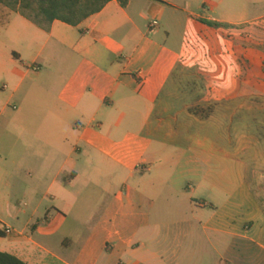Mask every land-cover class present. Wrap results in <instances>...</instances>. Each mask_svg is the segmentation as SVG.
Here are the masks:
<instances>
[{
	"label": "crops",
	"instance_id": "crops-1",
	"mask_svg": "<svg viewBox=\"0 0 264 264\" xmlns=\"http://www.w3.org/2000/svg\"><path fill=\"white\" fill-rule=\"evenodd\" d=\"M214 6L111 0L77 27L45 31L0 4L1 253L26 264H264V174L241 165L233 176L223 169L233 159L203 153L200 136L227 133L215 114L248 97L226 87L206 118L175 104L195 98L173 93L182 71L200 55V73L212 67L200 36L249 24L213 19ZM184 24L195 33L170 47ZM200 187L214 203L197 199Z\"/></svg>",
	"mask_w": 264,
	"mask_h": 264
},
{
	"label": "rangeland",
	"instance_id": "rangeland-1",
	"mask_svg": "<svg viewBox=\"0 0 264 264\" xmlns=\"http://www.w3.org/2000/svg\"><path fill=\"white\" fill-rule=\"evenodd\" d=\"M213 0L216 4L214 9L208 13L215 20L227 21L228 23L249 22V24L236 27L216 37L208 34L200 36L202 53L206 56V62H213L210 70L202 71L204 67L203 56H197V69H185L182 71L180 86L173 93L194 95V99L181 100L178 103L182 109L200 110L204 116L205 112L213 110L219 106V101L214 97L228 91L245 95L244 102L236 101L228 104V114H215L214 120L226 122L230 128L227 133L219 131L214 135L209 130H203L201 141L204 144L203 153L212 148L217 150L219 159H233L235 162L228 168L233 176L238 175L241 165L249 166L255 172L264 174V0ZM199 14L203 11L196 10ZM172 38L169 46L178 50H183L186 33L194 34L191 25L184 24L183 27H173ZM193 46L189 48L192 52ZM210 59V60H209ZM187 57L184 63H192ZM226 85V86H225ZM230 86V88L228 86ZM219 108V110H223ZM225 115V116H224ZM224 116V117H223ZM208 122L206 127H210ZM217 137L218 139H214ZM228 142L230 145L225 146ZM231 142L234 143L231 147ZM228 165H230L228 163ZM221 168V167H220ZM230 168V169H229ZM222 169V168H221ZM207 167L202 165L201 178L207 171ZM223 170L217 172L221 174ZM216 171H214L215 173ZM260 173V174H261ZM264 176V175H262ZM202 181L194 180L190 185L203 186ZM258 185L254 189L258 190ZM264 190V181L261 184ZM211 193L204 187L198 189L197 199H207L214 203ZM263 200V198H261Z\"/></svg>",
	"mask_w": 264,
	"mask_h": 264
},
{
	"label": "trees",
	"instance_id": "trees-1",
	"mask_svg": "<svg viewBox=\"0 0 264 264\" xmlns=\"http://www.w3.org/2000/svg\"><path fill=\"white\" fill-rule=\"evenodd\" d=\"M111 0H0V4L42 28L49 31L55 21L77 27L91 16L98 14ZM202 24L214 29L230 26L201 20ZM204 111H196L202 115ZM210 111L205 112L203 118ZM1 236V233H0ZM0 264H26L15 256L0 252Z\"/></svg>",
	"mask_w": 264,
	"mask_h": 264
},
{
	"label": "built area",
	"instance_id": "built-area-1",
	"mask_svg": "<svg viewBox=\"0 0 264 264\" xmlns=\"http://www.w3.org/2000/svg\"><path fill=\"white\" fill-rule=\"evenodd\" d=\"M157 25V23L155 22V23H153V26H156ZM6 233L7 234H9L10 233V230H6Z\"/></svg>",
	"mask_w": 264,
	"mask_h": 264
}]
</instances>
